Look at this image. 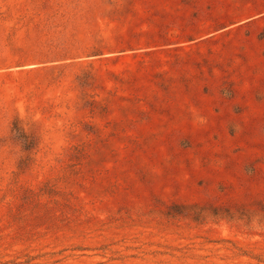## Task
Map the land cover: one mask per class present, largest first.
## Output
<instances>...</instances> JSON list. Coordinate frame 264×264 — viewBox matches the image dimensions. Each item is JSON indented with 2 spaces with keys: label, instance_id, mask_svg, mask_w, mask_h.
Wrapping results in <instances>:
<instances>
[{
  "label": "rangeland",
  "instance_id": "obj_1",
  "mask_svg": "<svg viewBox=\"0 0 264 264\" xmlns=\"http://www.w3.org/2000/svg\"><path fill=\"white\" fill-rule=\"evenodd\" d=\"M27 50L62 59L0 69V264H264V0H0Z\"/></svg>",
  "mask_w": 264,
  "mask_h": 264
},
{
  "label": "trees",
  "instance_id": "obj_2",
  "mask_svg": "<svg viewBox=\"0 0 264 264\" xmlns=\"http://www.w3.org/2000/svg\"><path fill=\"white\" fill-rule=\"evenodd\" d=\"M93 54H97L99 50L97 48L91 51ZM62 53L58 50L41 51V50H27L21 51L11 56L0 57V69L18 67L22 68L31 64H40L47 62H55L62 59ZM25 70V71H31Z\"/></svg>",
  "mask_w": 264,
  "mask_h": 264
},
{
  "label": "clouds",
  "instance_id": "obj_3",
  "mask_svg": "<svg viewBox=\"0 0 264 264\" xmlns=\"http://www.w3.org/2000/svg\"><path fill=\"white\" fill-rule=\"evenodd\" d=\"M199 121H200L201 123H203V122H204V118H203V117H199Z\"/></svg>",
  "mask_w": 264,
  "mask_h": 264
}]
</instances>
